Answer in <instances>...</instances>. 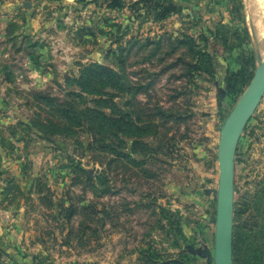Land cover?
<instances>
[{
	"label": "rangeland",
	"instance_id": "obj_1",
	"mask_svg": "<svg viewBox=\"0 0 264 264\" xmlns=\"http://www.w3.org/2000/svg\"><path fill=\"white\" fill-rule=\"evenodd\" d=\"M263 61L264 0H0V264L254 256Z\"/></svg>",
	"mask_w": 264,
	"mask_h": 264
},
{
	"label": "water",
	"instance_id": "obj_2",
	"mask_svg": "<svg viewBox=\"0 0 264 264\" xmlns=\"http://www.w3.org/2000/svg\"><path fill=\"white\" fill-rule=\"evenodd\" d=\"M263 92H264V77L262 79V82L259 84L258 89L255 90L254 95L251 98H249V100L246 103L240 104L238 106L234 115L230 118V123L228 127L234 126L236 124V120L243 115L245 110L249 108L250 104H253L257 101L258 97H260ZM227 176H228V172L226 168H223L222 173H221V181H220V193L222 195V198H225L227 195V188H226L227 187L226 186Z\"/></svg>",
	"mask_w": 264,
	"mask_h": 264
},
{
	"label": "trees",
	"instance_id": "obj_3",
	"mask_svg": "<svg viewBox=\"0 0 264 264\" xmlns=\"http://www.w3.org/2000/svg\"><path fill=\"white\" fill-rule=\"evenodd\" d=\"M254 245V256H244L243 264H264V248L260 244Z\"/></svg>",
	"mask_w": 264,
	"mask_h": 264
},
{
	"label": "bare ground",
	"instance_id": "obj_4",
	"mask_svg": "<svg viewBox=\"0 0 264 264\" xmlns=\"http://www.w3.org/2000/svg\"><path fill=\"white\" fill-rule=\"evenodd\" d=\"M263 62H264V61H263ZM262 67H264V66H262ZM262 71H263V68H262ZM262 71H261L260 73H262ZM263 73H264V71H263ZM259 75H260V74H259ZM258 81H259V79H258ZM253 95H254V94H253ZM256 103H257V102H256ZM252 105H254V103H253ZM250 107H251V106H250ZM250 107H249V108H250ZM248 111H249V110H248ZM248 111H246V113H244V114L246 115ZM250 111H251V110H250ZM243 117H244V116H243ZM245 118H246V116H245ZM241 119H242V118L237 119V120H236V124H235L234 126H232V127L229 129V130L231 131V134H232V135H234V131H237L236 128H238V123L241 121ZM246 119H247V118H246ZM241 122H242V121H241ZM243 122H244V121H243ZM241 124H242V123H241ZM225 126H226V125H225ZM227 134H228V133H227ZM223 135H225V134H223ZM230 136H231V135H230ZM226 137H227V136H226ZM226 137H225V138H226ZM222 138H223V137H222ZM223 140H224V139H223ZM229 140L232 141V139H229ZM229 140H228V141H229ZM221 142H222V141H221ZM222 143H224V141H223ZM222 143H221V144H222ZM231 143H232V142H231ZM225 146H226V145H225ZM221 147H222V146H221ZM229 147H230V146H229ZM229 147H228V148H229ZM223 223H225V222H223ZM225 231H226V230H225ZM221 246H222V245H221ZM222 249H223V247H222ZM224 249H225V248H224ZM225 252H226V251H225Z\"/></svg>",
	"mask_w": 264,
	"mask_h": 264
}]
</instances>
